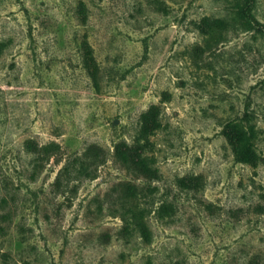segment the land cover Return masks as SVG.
I'll return each mask as SVG.
<instances>
[{"label":"rangeland","instance_id":"374dc122","mask_svg":"<svg viewBox=\"0 0 264 264\" xmlns=\"http://www.w3.org/2000/svg\"><path fill=\"white\" fill-rule=\"evenodd\" d=\"M2 39L0 264H264V0H0ZM152 104L146 181L113 143ZM229 120L253 126L250 163ZM92 143L104 162L58 179ZM123 182L147 193L148 240Z\"/></svg>","mask_w":264,"mask_h":264},{"label":"trees","instance_id":"16d2710c","mask_svg":"<svg viewBox=\"0 0 264 264\" xmlns=\"http://www.w3.org/2000/svg\"><path fill=\"white\" fill-rule=\"evenodd\" d=\"M159 1V0H156ZM8 46L6 39L0 40V56ZM141 134L131 142L124 139L113 143V156L128 171L141 176L146 181L159 177V169L156 166V159L151 151L152 136L161 125V114L156 105H150L140 115ZM226 129L232 137L234 145V159L241 163H250L253 157V126L245 127L236 120H229ZM55 143L46 144L45 151L52 153ZM106 151L98 143H92L86 147L81 155L68 160L60 169L59 175L67 171H74L77 175L88 176L92 174V165L104 162ZM90 159V160H89ZM91 164V165H90ZM122 204L121 216L126 222L128 231H139L142 237L148 240L151 236L150 228L147 223L149 209L146 201L147 193L141 190L136 184L123 182L121 194L119 195ZM145 198V199H144ZM149 203V202H148ZM172 203H162L157 209L158 217L169 215L172 211Z\"/></svg>","mask_w":264,"mask_h":264}]
</instances>
